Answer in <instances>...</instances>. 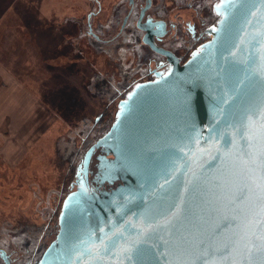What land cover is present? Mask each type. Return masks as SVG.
<instances>
[{
    "label": "water",
    "instance_id": "water-1",
    "mask_svg": "<svg viewBox=\"0 0 264 264\" xmlns=\"http://www.w3.org/2000/svg\"><path fill=\"white\" fill-rule=\"evenodd\" d=\"M213 6L183 62L147 33L169 66L119 100L37 264H264V0Z\"/></svg>",
    "mask_w": 264,
    "mask_h": 264
},
{
    "label": "rangeland",
    "instance_id": "rangeland-1",
    "mask_svg": "<svg viewBox=\"0 0 264 264\" xmlns=\"http://www.w3.org/2000/svg\"><path fill=\"white\" fill-rule=\"evenodd\" d=\"M121 1L0 0V220L48 217L57 192L75 185L71 169L94 139L92 126L113 120L123 68L96 51L87 20L97 10L94 26H115ZM127 54L121 63L134 71Z\"/></svg>",
    "mask_w": 264,
    "mask_h": 264
},
{
    "label": "flooded vegetation",
    "instance_id": "flooded-vegetation-1",
    "mask_svg": "<svg viewBox=\"0 0 264 264\" xmlns=\"http://www.w3.org/2000/svg\"><path fill=\"white\" fill-rule=\"evenodd\" d=\"M92 1L93 3L99 2V0ZM125 1H121L122 10H119V14L114 18L115 23L113 22V24L117 29L115 26L109 25L110 21L98 26L96 23L94 26L92 20L97 14V10L91 12L87 20L88 34L94 41L92 43L97 48L96 51L99 54L104 53L108 60L118 59V65L123 68L121 74L123 80L117 84L121 91L117 92L116 97L119 95L120 99L127 92L125 91L121 95L123 90L129 89L138 81L151 78L155 71L165 70L169 66L168 56L156 50L150 42L145 41L147 33L150 32L147 37L156 46L172 52L183 62L198 45L210 37L208 28L218 19V14L213 6L218 0ZM185 7L191 9L190 17L185 18L179 13H173L174 9ZM141 14L142 18L139 21ZM111 48L117 49L114 55H109ZM126 53L131 56L130 65L134 71H130L126 66L127 61L121 63V60L126 57ZM107 81L110 83V78ZM102 115L104 116V112L100 115L101 118ZM111 122L112 117H108V122H104L97 130L98 123L92 126L91 135L94 136L92 143L105 133ZM99 152L100 150H96L92 157L91 170H95V157ZM74 161H70L71 167L74 165ZM78 166L71 169L73 172L71 183L76 181ZM93 176L90 174L91 179ZM69 188L65 191H68ZM64 194L61 197V192H57L56 205L50 207L52 213L48 217L40 216L39 212L42 214V210L37 209L35 213L41 218L36 220L37 223L28 220L24 225L13 226L10 218L0 220V264H37L41 248L55 235L54 224L57 222L55 217L58 218V209Z\"/></svg>",
    "mask_w": 264,
    "mask_h": 264
},
{
    "label": "snow or ice",
    "instance_id": "snow-or-ice-1",
    "mask_svg": "<svg viewBox=\"0 0 264 264\" xmlns=\"http://www.w3.org/2000/svg\"><path fill=\"white\" fill-rule=\"evenodd\" d=\"M261 114H262V123L260 125V139H261V153L264 154V106H262L261 108ZM248 130L250 133H255L256 132V124L255 121H250L248 124ZM250 139L254 138L253 136L249 137ZM264 186V185H262ZM262 215H264V207H262ZM260 241H261V247L264 248V232L261 233V236L259 237ZM227 248V246H225V249ZM251 250V249H249ZM129 251V250H126ZM131 257H129L130 259ZM177 264H192V262L189 261H183V262H177Z\"/></svg>",
    "mask_w": 264,
    "mask_h": 264
},
{
    "label": "trees",
    "instance_id": "trees-1",
    "mask_svg": "<svg viewBox=\"0 0 264 264\" xmlns=\"http://www.w3.org/2000/svg\"><path fill=\"white\" fill-rule=\"evenodd\" d=\"M114 23H115V21H114ZM128 90H129V89H128ZM128 90H127V91H128ZM69 189H70V188H69ZM69 189H68V190H69Z\"/></svg>",
    "mask_w": 264,
    "mask_h": 264
}]
</instances>
